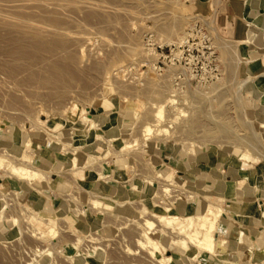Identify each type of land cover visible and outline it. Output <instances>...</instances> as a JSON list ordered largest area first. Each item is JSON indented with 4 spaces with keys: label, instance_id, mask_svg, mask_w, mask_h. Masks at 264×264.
Wrapping results in <instances>:
<instances>
[{
    "label": "rangeland",
    "instance_id": "374dc122",
    "mask_svg": "<svg viewBox=\"0 0 264 264\" xmlns=\"http://www.w3.org/2000/svg\"><path fill=\"white\" fill-rule=\"evenodd\" d=\"M4 1L1 0L2 3L0 2V14L2 18L3 15H8L6 16L7 18H3V20L0 18L2 21L9 22L22 19L23 21H29L25 23H30V21H33L35 18V20L31 22L32 24L40 22V26H44L45 24V26H47V24L49 25L52 21L57 20L59 26L62 25L64 29L67 28L68 33H71V35L68 36L70 40L66 37V40H68L66 41L65 49H67L60 51V55L66 54L64 56H67V54L70 53V55L73 56L75 54L73 53L74 50L77 52V54L73 56L75 58V64L71 65L70 69L74 71L76 76H79L77 74L80 73V77H76L77 81L73 80V82H67L68 85L64 83L63 85L66 84L65 86H62L61 83L58 82L54 85L53 83H46L43 80L42 82L34 81L32 78L30 80L28 77H32L30 75L31 71L32 73L33 71L40 73L38 71L43 66V71H48L47 69L49 67L47 66L48 64H46L48 61L41 60L40 62H37L39 63L37 64V67L35 64H33L34 67L33 65L27 67L26 63V66L20 62L14 63L15 61L11 60V56L9 57L6 52H3V50L0 49V153L2 152L0 156L3 154V148L1 146L7 145L11 142L9 139L14 128L21 131L22 139L31 140V147L33 150L38 152V147L47 148L55 153L56 161L61 163V167L58 169L60 172L52 171L53 173H50L47 179L50 183L49 187L46 182L37 181L38 184L35 190L32 189L26 181L18 179L14 173L0 169V264H30L31 259L34 257V253L38 250H46L48 251L47 254H49L48 257L43 256V261L41 260L42 264H69V262H67L68 256L67 254H64L65 249H63V246L61 245V241L62 239H65L70 241V244H73L75 239H77L78 234L75 233L73 235L70 231H61L60 228H63L62 225H66V222L72 223L75 228L85 236L92 231L98 230L99 227H102L101 225L103 223H110L113 226V229L108 232L106 231V233L96 232L102 240L105 237L102 243L99 242L102 240H99L96 241L95 244L93 243V245L88 241V238L86 239L85 237L80 245V248L85 249L88 246H95L98 242L101 243V245L98 244L104 249V255L102 252V255L104 256L102 257L103 261L105 260L104 264H114V262L115 264H144L145 261V264L150 263V260L145 255V250H142L143 252L139 251L140 253L137 251L138 254L126 252V249L129 251L128 248L133 249L138 246L136 245L135 240L138 232L136 230V227L138 226L137 221H141V219H139L140 216L137 214L131 216L128 212H125L113 202H111L113 207L109 210L93 208L88 200L92 192L107 195L114 200H121L123 197L125 199H130L135 205L143 202L150 210H155L156 212L152 200L150 199L155 191H147L145 188V185H147L145 181L141 184L138 183L140 185L138 193H135L133 190L130 193L126 192L129 187L133 184H137V182L142 179L140 175H138L139 173H149L147 165L145 163L144 165H141L143 154H147L148 158L153 159V165L156 170L167 172L165 174H169L173 171V178L178 183H185V189L187 192L191 191L204 194L205 197L203 198H208V196H213L216 193V187L210 185L212 180H222L221 182L228 181V184H230L244 178L243 174H234L235 171L240 170V167H242L235 162L238 158L237 153L243 149V145L245 144L243 140L247 137L246 134L251 132L250 129L256 131L257 127L255 123L250 121L254 115L259 119L263 117L260 103L261 99H264V88L260 89V92L263 90L261 96H259L260 92L258 90V86L264 85V61L261 62L255 70H249V61L253 57L251 54L255 53V55H257L256 53H258L261 55L264 53V47L259 49L254 45L243 46L239 43L247 34L248 20L242 18V8L245 3L248 4L249 0H82L83 3L81 0H79L80 2L72 0L74 3L77 1L75 4L79 3V5L74 6V3H71L72 1L70 2V5L73 4L71 5L73 6V10H71V6L69 5V7L67 4L69 1L67 3L65 2L66 0H62L63 2L58 0L60 3H66V6L68 7L66 9L64 8L66 6L64 5L63 7V4H61L63 8H58L60 3L58 2L59 5L58 3L56 5L55 2H57V0H35L36 2H39L38 4H40L41 1H45L42 2L43 4H40L42 8L34 4V0H6L8 2L7 6V2ZM25 1H28L29 3L27 4ZM46 2L50 5L49 7L46 5ZM89 2H94L96 6H92L91 9L92 4H89ZM99 2L101 3L96 4ZM11 3L13 4L11 5ZM84 3L87 4L85 5ZM102 4L105 9L101 6ZM51 5H56V7ZM20 6L25 9H22ZM77 6H82L83 8L80 7L82 10ZM85 6L87 9L84 8ZM97 7H99V9H96ZM93 8L95 9L93 10ZM83 9H85L87 13ZM90 10H93L94 13ZM107 11H109V14ZM116 11L120 14L116 13ZM88 12H92L93 17L96 19H93L91 14V20L93 19V21L90 22V17L89 19H86L85 17H88ZM26 14H31V16L28 17ZM111 14L113 16H111ZM96 15L99 16V18L96 17ZM137 15L138 17H136ZM65 16L66 19H64ZM70 16L72 18H70ZM176 16L178 19H182L180 23H177V26H175L176 24L171 23V21H176V18H174ZM84 18L88 24H85V20L82 21ZM68 19H72V22L74 21L73 27L72 25L70 26L72 22H69ZM79 21L82 22L80 23ZM43 22H45V24ZM63 22H65V24ZM159 22L163 24H160ZM77 24L79 27L76 26ZM165 24L177 27H171L173 30L176 29L175 31L172 30V33L176 34L177 37L174 34H172V36L166 33L163 34V28L160 29L159 27ZM36 25L39 26V24ZM25 29L27 30L28 28H19V30L23 32ZM85 29L86 31H84ZM75 30L77 31L74 32ZM28 31L27 32L30 33V30ZM43 35L47 36L46 34ZM86 35L91 36L87 38L88 36ZM82 36H84V40L80 39ZM178 37H183L184 40L182 39V41L178 43ZM131 38L135 41H140H138L140 45L138 44L137 46L140 47L138 48L140 50L137 51V48H132L131 43L133 39L131 40ZM1 40L5 39L3 38ZM87 40L90 41V43ZM5 45L6 41L0 42L2 48ZM95 47L98 48L96 49ZM126 48H129V52H127L129 56H126ZM123 51L126 53L125 55ZM134 52H136V54ZM47 55L48 54L45 56L46 59L48 57ZM114 55H116L115 58ZM8 58H10V60ZM23 65L24 68H22ZM97 68L102 69V71ZM94 71H97L98 73H95ZM105 78H108L110 81H108V84H111V86H108L109 88L111 87L112 94L100 96L101 84ZM152 78L154 80H152ZM91 80H95L93 81L95 84L89 83L92 82ZM243 80L248 81L244 85H241ZM87 81H89L88 86L83 83ZM144 82L147 83V86ZM154 84H162L163 87L167 86L176 90L177 94H175L178 96L176 97L178 102L177 105L181 103L180 106L184 110V114L179 113L181 115H178L181 119L188 118L194 109L198 110L201 106H203V108L206 107L204 108L206 109L204 110L206 115L201 117L203 118V121L199 130L194 134L195 136L179 134L178 137H184L181 139L184 140V143L185 141L187 142L185 144H188L189 141V144H192L196 153L191 155L184 152L180 144L175 143L171 136L168 138L169 135L163 136L160 133L159 135L161 138L159 139L158 137V140H155L154 138L149 140L148 145L140 146L137 149H135L136 147H132L133 149L125 150L123 151L124 153L121 152L118 156L111 154V156H107L104 160L100 158L98 164H101L107 172L113 173L109 179H98L92 170L90 171L86 169L76 170L71 174L67 170L70 168L68 162L72 154L71 149H74V147H80L79 149H76V153L82 160L85 157L86 152L94 153L96 150H99L97 153L102 154L107 147L106 144H98L92 139H79V132L82 131L83 128L78 120V111L80 112V109L83 108L88 111L90 115H107L108 119L100 126L101 129L98 130V132L102 133L103 130L107 129L109 133V126L113 124L119 125L122 121L120 111H118L120 110L118 105L121 106V103L124 105L123 101L126 103L127 100H131L133 102L132 109H135L134 107L136 106L137 111L142 110V112H145L149 109L148 103L155 102L152 100H156L157 97L149 96V91L147 92L146 90ZM98 85H100V87ZM55 86L56 88H54ZM96 86L98 88H96ZM131 87L134 89L132 90ZM127 88L131 91H127ZM78 90L79 92H77ZM134 90H136V92ZM141 90L146 91L147 93H144ZM194 91L195 94L193 93ZM221 93L222 95L225 93L223 97L219 96ZM198 96L200 99L204 100L203 104L201 103L197 105V99H199ZM148 97L152 98L149 99V102L147 101ZM98 100H101L104 104L102 103L101 106L97 107V104H101ZM220 100L226 104L224 105V110H226L228 106V109L225 112L224 110H221L220 112V109L215 105V103ZM72 101L74 103L73 109H68L67 111L66 108L69 107V103ZM209 101H212L213 103L211 107L207 105L209 104ZM65 104L69 105L65 106ZM33 108H35L33 110L34 113L32 112ZM62 108L65 110L63 111ZM167 108L168 107H166L165 110H167ZM65 111L67 112L63 113ZM140 113L141 111L139 112V116ZM240 118L242 119L240 120ZM58 122L62 123L61 129L52 132L51 127ZM134 122L135 125H139V120L138 122L133 120V123ZM170 123L171 124L165 123L164 128H167L166 124H169V128L167 129L171 133L176 130L175 124L177 123H174V125L172 122ZM217 126L222 127V129L212 133L207 131V128ZM223 129L226 130L224 131ZM69 132H71V134ZM134 133L138 135V137L141 136L139 131H135ZM226 134L230 137H227ZM231 136L235 137L233 138ZM51 138H58L62 142L66 144L68 143L66 152L61 151L58 145H55L49 140ZM186 138L190 139L187 141ZM232 138L237 142L233 141ZM192 141L195 143H192ZM200 141H203L204 143L201 142L199 145ZM109 148L113 149L117 147L110 146ZM139 148L141 150L144 149V151H142L144 153L140 152V158L138 156ZM140 149L139 151H141ZM125 153L127 154L125 155ZM129 153L130 155H128ZM136 154L137 156H135ZM136 157H138V159ZM139 159L140 162H138ZM142 161L145 162V159ZM248 165V170L255 178L264 177V158L257 163L249 162ZM55 166L57 165L55 164L52 168L55 169ZM47 168L51 169L50 167ZM240 171L241 173H244L245 171L247 172V170ZM250 181L245 180L246 183L251 185ZM201 188L205 189V191L200 190ZM159 192L161 193L160 201L163 200L164 205L165 203L172 205L169 212L174 214H188L189 212L194 211L192 207L196 208L198 202L203 201V198L200 195H197L196 197L194 196L195 198L193 197V199L185 201L186 204L188 203L184 207L185 209H180L182 201L177 199L176 196L174 197V195L178 193L177 191H166L168 193L166 194L165 192V195H163L164 193L162 194L161 191ZM73 196H79V199L77 197L76 199H73ZM227 197L228 195H226L224 200L229 201L231 197ZM248 200L246 206L252 204L253 199H250L249 197ZM253 201L256 203L260 202L261 207L259 209L264 212V197H254ZM234 205L236 206L234 209H237L243 207L244 203H235ZM85 206L89 207L88 211L90 209L89 213L92 215L90 219H87L86 216L81 213V210ZM225 208L231 218L221 220L219 226L220 230L223 231L228 228L229 231L226 237L229 244L233 240H237L236 238L239 233L241 236L245 234L252 244L250 253L254 256L251 258V262H256L259 256L264 255V244L263 242H260L263 234L262 232H259L261 229H264V227L258 228L261 223H257V221H259L257 213H254V216L252 214L253 217H248L251 218L250 220L247 218L244 220L233 210H230L229 207ZM5 218L6 220L11 218L15 220L13 225L9 226L8 229L6 227ZM46 218H60L53 221L54 227L58 228V231L52 236H46L45 239H38L31 229L35 227L45 231L47 226L44 223H41L40 219ZM129 218L132 220H137L138 218L139 220L136 222H130L128 221ZM151 218L155 221V224H157V218ZM157 227L159 228V226ZM151 231L153 232L154 230ZM92 235L94 236V234ZM99 237L97 238L96 236L97 240L100 239ZM58 241L60 242L58 243ZM125 247L126 249H124ZM166 252L173 256L176 254L179 255V250L175 246L167 247L165 249V253ZM136 255L139 256L137 257ZM246 255L247 252L240 256V262H245L247 260ZM211 258V256L203 254L190 264H208L212 260L220 263L217 259ZM65 259L67 261H65ZM136 259L137 261L139 260V262H137ZM262 264H264V262Z\"/></svg>",
    "mask_w": 264,
    "mask_h": 264
},
{
    "label": "bare ground",
    "instance_id": "6f19581e",
    "mask_svg": "<svg viewBox=\"0 0 264 264\" xmlns=\"http://www.w3.org/2000/svg\"><path fill=\"white\" fill-rule=\"evenodd\" d=\"M2 1H4V0H2ZM21 1H23V0H21ZM30 1H32V0H30ZM47 1H50V0H47ZM59 1L63 2L62 0H59ZM59 1L57 0V2H55V1L54 2L57 5V3ZM71 1L72 0H66L65 2L66 3L68 2L67 4L69 6ZM77 1H79V0H77ZM77 1L75 3H77ZM260 1L262 3L264 0H260ZM0 2H1V0H0ZM25 2H27V4L29 3L28 1H25ZM42 2H45V1H41L40 4H43ZM13 3H11V5ZM33 3L38 5V7L42 8V6L40 4H38L39 3L38 1L36 2L34 0ZM49 3H51V2H49ZM59 3H58V5H59ZM66 3L65 4L60 3L58 8L62 7L61 4H63V7H64V5L66 6ZM71 3H74V2L72 1ZM75 3H74V6L75 5H79V3L78 4H75ZM82 3H83V1H82ZM100 3L101 2L96 3V4H100ZM30 4H32V3H30ZM84 4L86 5L87 3H84ZM89 4H92L91 5V9H92V6H96L94 4V2H91V3L89 2ZM7 5H8V2L6 4V6ZM46 5H48L47 2H46ZM56 5H54V6L56 7ZM71 5H73V4H71ZM44 6H45V3H44ZM49 6L50 5H48V7ZM51 6H53V5H51ZM101 6H103V8L105 9L103 4ZM3 7H5V6H3ZM20 7H22V6H20ZM72 7L73 6H71L70 9ZM80 7L83 8L82 6H80ZM80 7H78V8H80ZM13 8L15 9L14 6H13ZM23 8L24 7H22V9ZM64 8L66 9L68 7L66 6ZM84 8L87 9L86 6ZM103 8H102V10H103ZM0 9H1V7H0ZM94 9L95 8H93V10ZM96 9H99V7H97ZM71 10H73V8ZM83 10L85 11V9H83ZM93 10H90V11H92L94 13ZM109 11H107V13ZM85 12L87 13V11H85ZM92 12L91 13L88 12L89 13L88 17H85L86 19H89V17H90V22L93 21V19L95 18V17H93V13ZM23 13H25V12H23ZM81 13H83V12H81ZM96 13H97V11H96ZM116 13H118V11H116ZM126 13H128V12H126ZM27 14H26V16H28V17L31 16V14L30 15H27ZM90 14L93 17L92 20H91L92 17L90 16ZM118 14H120V13H118ZM7 15H5V16L3 15V18H7L6 17ZM84 15H87V14H84ZM98 15L100 16V14H98ZM12 16H11V18H12ZM26 16H23V17H26ZM67 16H68V13H67ZM99 16L96 15V17H98V18H99ZM111 16H113V15L111 14ZM82 17H84V16H82ZM136 17H138V15ZM0 18H2L1 14H0ZM3 18H2V20H3ZM70 18H72V17L70 16ZM85 18L82 21H84ZM164 18H165V16H164ZM174 18H176V21L174 19H171V20H174V21H171V23L172 24H176L175 26H177V23H180L182 19L181 20L178 19L177 16L174 17ZM64 19H66V16H65ZM262 19L263 18L261 16V14L258 13L257 17L249 20L248 26H247L246 37L243 40H241V42H239L241 45H243V46L254 45V46L259 47V48L264 47V32H263L264 31V28H263L264 25L262 23L263 22ZM2 20L0 19V42L6 41V45L3 48L0 46L1 47L0 49H2L3 52H6L9 55V57L11 56V58H12L11 60L15 61L14 63L20 62V63L24 64L25 66L27 64V67H30L31 65L35 64V66L37 67V64H39L37 62H40L41 60H47L48 61V63L46 62V64H48L47 66L49 67V68L47 67L48 68L47 72L43 71V69H44L43 67L44 66L43 67L40 66L41 65V63H40L39 66L42 67L43 69L42 68H41L42 70L39 69L40 67L36 68V69H39V71L38 70L37 71L40 72V73H36L35 71H33V73H32V71H31L32 74L30 73V75L32 77H28V79L31 80V78H32V80L37 81V82H42V80H43L46 83H53L54 85H55V83L57 84V82H58V83H61L62 86H65L67 84V82H71V81L73 82V80L77 81L76 77H80V73L77 74L79 76H76L74 71H72L70 69V66L75 64V58L73 56L75 54H77V52H75V50H74L73 53H75V54L73 56L70 55V53L67 54V56H64L66 54L60 55V51H64V50L67 49V48L65 49L66 41L69 39L68 36L71 35L70 32L68 33V29L67 28L64 29L61 24H60L61 26H59L57 20L56 21H52L51 23L49 22L50 24L49 25L47 24V26H45L46 25L45 22H43L45 25L43 23H41L44 26H40V22L36 23V24H39V26L36 25L35 23L32 24L31 22H33L35 20V18L33 19V21H30V23H25V22H29V21H23L22 19L21 20L17 19V20L9 21V22L2 21ZM28 20H29V18H28ZM71 20H69V22ZM98 20H100V19H98ZM82 21H79V22L81 23ZM65 22H63V23L65 24ZM88 22H89V20H88ZM159 23L163 24L161 22H159ZM85 24H88L87 21H86ZM71 25H72V27L74 26V21L70 24V26ZM79 25H81V24H79ZM76 26H78V24ZM91 26H92V24H91ZM175 26H169V25L165 24V25H161L159 28L160 29L163 28V30H164L163 34L166 33V34H168V35L170 34L172 36V34H174V33H172L173 29H171V27H175ZM21 27L22 28L26 27L28 29L27 30L25 29L26 32L25 31L23 32V31L19 30V28H21ZM175 28H177V27H175ZM93 29H95V28H93ZM160 29H159V32H160ZM28 30H30V33H28L29 32ZM175 30H173V31H175ZM248 30H250V31H248ZM70 31H71V29H70ZM76 31L77 30H75L74 32H76ZM84 31H86V29ZM78 33H79V31H78ZM43 34H46L47 36H45ZM72 34H74V33H72ZM91 35H86V36H88L87 38H89V36H91ZM99 35H101V34H99ZM174 35L176 36V34H174ZM76 36H77V34H76ZM86 36H85V38H86ZM93 36H94V34H93ZM66 37L68 38L67 40H66ZM74 37H75V35H74ZM83 37L84 36H82V38H80V37L79 38L83 39ZM3 38L5 40H1ZM165 38H166V36H165ZM132 39L133 38H131V40ZM182 39L184 40L183 37H178V39H177L178 43H180L182 41ZM71 40H72V38H71ZM76 40H77V38H76ZM138 41H135L133 39V41L131 43L132 44L131 45L132 48L133 49L137 48V51L140 50V49H138L140 47H137L139 42H140V41L139 42ZM69 42H71V41H69ZM69 42H67V43H69ZM88 42L90 43V41H88ZM92 43H93V41H92ZM67 46H68V44H67ZM76 49H78V48H76ZM126 49L127 50L124 49L125 52L126 53L129 52L128 51L129 48H126ZM133 49H131V50H133ZM143 49H141V50H143ZM68 51H67V53H68ZM134 51H136V50H134ZM125 52L123 51L124 55L126 54ZM134 53L136 54V52H134ZM1 54H2V52H1ZM46 54H48L47 55L48 56L47 59L45 58ZM117 55H119V54H117ZM126 56H129V54L127 53ZM115 57H116V55H114V58ZM8 59L10 60V58H8ZM117 59H118V57H117ZM128 61H129V59H128ZM119 63H121V62H119ZM115 64H116V62H115ZM24 65H23L22 68H24ZM33 67H34V65H33ZM97 69L102 71V69H99V68H97ZM94 72H92V73H94ZM122 72H123V69H122ZM30 75H28V76H30ZM95 75H97V74H95ZM101 77H103V76H101ZM105 77H106V74H105ZM156 77H158V76H156ZM144 78H145V76H144ZM107 79L105 78L103 81L101 80L103 83L101 81H99V82L102 83L101 84V91L99 90L100 93H101L100 96H102V95L105 96L106 94H108V95L112 94V89H111V87L109 88V86H108V85L111 86V84H108L110 81H109V79L108 80ZM152 80H154V79L152 78ZM93 81H95V80H93ZM93 81L92 82L87 81V82H83V83H85L88 86V82L95 84ZM247 81L248 80H243L241 85L242 84L244 85ZM124 82H125V80H124ZM151 82H153V81H151ZM64 83H66V84L63 85ZM144 83H145V85L147 84L146 82H144ZM56 86L54 88H56ZM98 86L100 87V85H98ZM151 86L152 87L148 88V90H146V91L147 92L149 91V96L151 95L153 97H157V99L156 100L155 99L152 100V101H155V102L148 103L149 109L147 111H145V112H142V110H138L137 111L136 106L134 107L135 109H132L133 102L131 100H127L126 99L127 100L126 103L123 101L124 105H122V103L120 104L121 106L118 105V107L120 108V110H118V111H120V115L122 117V121H121V123L119 125L118 124L117 125L113 124V125L109 126L108 127L110 129L109 133H108L107 129L103 130L102 133L98 132V130L101 129L100 126L108 119L107 115L106 116H104L102 114L101 115H90L88 113V111H86L83 108L80 109V112L78 111V113H79V119L78 120L81 123V127L83 128L82 131L79 132V139H92L93 141L95 140V142H97L98 144H103V143L106 144L107 147L104 149L102 154H98L97 153L99 150L98 151L96 150L94 153L93 152L92 153H90V152L87 153L86 152L85 153V157L82 160L79 158L78 154L76 153V149H79L80 147H74V149H71L72 154H71V158L69 159V162H68L69 163L68 166L70 168L67 169L71 174H72L73 171L86 169V170H90V171L92 170V172H94L95 176L98 179H109V178H111L113 173L112 172H110V173L107 172L101 166V164H98L99 163L98 160H100V158H102V160H104V159H106L107 156H109V155L111 156V154L118 156V155H120L121 152H123L125 150L133 149L134 147H136L135 149H137L140 146L142 147V146L148 145V141L149 140H151L153 138L156 140L158 137L160 139L161 138L160 135H159L160 133L163 136L164 135H169L168 138L171 136L175 143L180 144V146H181V148H182V150L184 152H187V153H189L191 155H194L196 153V151L194 150L192 144H189L188 139H190V138H188V139L186 138L187 141H188V144H185L187 142L185 141V143H184V140H182L184 137L183 138L181 137L182 139L178 138V137H179V134H181V135L182 134H186V135L195 136L194 134H196V132L199 130V127H200V125L202 124V121H203L202 120L203 118H201V117L206 115V112L204 111V110H206V109H204L206 107L203 108V106H201L200 109H198V110L194 109L192 111V113L190 114V116L188 115L189 116L188 118L181 119V118H179L180 116H178V115L184 114L183 113L184 110L180 106L181 103L177 105L178 102L176 100V97H178V96L176 95L177 94L176 90L173 89V88H169L167 86L163 87L162 84H154V85H151ZM96 88H98V87L96 86ZM13 89H16V88H13ZM128 89L129 88H127V91L130 92L131 90L130 89L128 90ZM131 89L133 90L134 88L131 87ZM79 90L77 92H79ZM123 90H125V89H123ZM80 91H82V90H80ZM134 91L136 92V90H134ZM146 91H142V92L147 93ZM262 91L260 92L259 96L262 95L261 94ZM239 92H240V90H239ZM126 93H128V92H126ZM193 93L195 94V91ZM224 94L225 93H223V95ZM223 95L221 93L219 96L223 97ZM72 97H74V96H72ZM200 97H202V96H200ZM200 97H199V99H197L198 100L197 101V105H199L201 103L202 104L204 103L203 102L204 100L200 99ZM149 99H152V98L148 97V100H147L148 102H149ZM98 101L101 104H99V105L97 104V107L101 106L102 103L104 104V102H102L101 100H98ZM119 103H120V100H119ZM69 104H67V105L65 104V106L69 105V107L66 108L67 111H68V109L69 110L73 109V104H74L73 101L70 102ZM143 104H144V102H143ZM207 105L211 107L213 105L212 101H209V104H207ZM215 105H216V107H218L220 109V112H221V110H224V105H226V104H224L220 100L217 103H215ZM260 105H261L260 109L263 112V117L261 119L257 118L256 115H254L252 117V120L250 122L255 123L257 129L255 131L254 129H250L249 128L251 130V132L250 133L248 132L249 133V134L247 133L248 135L246 134L247 137L243 140L245 142V144L243 145V149L240 150L237 153V157L238 158L235 161V162H237L238 165L242 166V167H240L241 168L240 170H243V171L247 170V172L245 171L244 173H241V171L237 169L238 171H235V172L233 171L234 174L235 175L236 174L239 175V173L243 174L244 178H241V180H239V181H237L235 183H230V184H228V181L227 182H225V181L221 182L222 180L221 181L212 180L211 183L209 182L210 185L216 187L215 188L216 193L213 196H208V198H203V197H205L204 194L194 193V192H191L189 190H188L189 192H187V190L185 189V183H182V182L178 183V182L175 181V179L173 178L174 177V172L173 171H171L169 174H165L167 172H162L161 170H156L154 168V165H153L154 164L153 159L148 158L147 154H143L142 155L141 162L143 164L141 163V165H144V163H145L147 165L148 169H149V173L147 174V173H144V172L141 171L142 173H144V174H142V173L138 172L139 173L138 175H140V177L142 179L140 178L141 180H139V182H137V184H135V185L133 184L131 187H129L128 191L130 193L133 190V191H135V193H138L139 192L138 188L140 187L139 184H141V183H143L145 181L146 184H147V185H145L146 190L150 191V192H151V190L155 191V193L152 192L154 195H152V197H150V199L152 200V204H153V207H155L156 212H155V210H153L154 212L152 210H150L147 207V205L145 203H143V202L138 203V205H135V204H133L130 201V199H125L123 197H122L121 200H114V199H112L109 196L104 195V194H98V193L89 192V193H91V195H90V198H89L88 201L90 202L89 204L93 208H100V209H103V210H109V209H112L113 206L111 205V202H113L119 208H122L125 212H128L131 216H135L136 214L140 216L139 219H141V221H139V222L137 221V220H139L138 218H137V220H135V219L132 220L130 218L128 219V221H130V222H132V221L136 222L137 221V223H138L137 227H139V228L136 227V230L138 231L137 235H136V240L134 239L136 241L135 242L136 245H138V246H136V245L135 246L138 249H136V248H133V249L132 248L131 249L128 248L129 251H127V249L125 247L124 249H126V252H129V253H132V254H136V253L138 254L139 251L145 250V252H146L145 255L150 260V263H147V264H187V263L190 264V263H192V261H194L195 259L197 260L199 258V256L203 255V254H207L208 256H211L212 258H215V259H217L220 262V263H218V262H215L214 260H212L208 264H262L264 262V255L258 257L256 262H251V258L253 257V254L250 253L252 244H251V242H248L247 240L244 241V238L242 239V236H240V239L242 240V241L240 240V242L243 245V246L241 245V250L244 251V252H247V255H246L247 256V260L245 262H240L239 258H240L241 255L237 251L234 250V248L231 246V243L229 244V241L227 240V237H226L227 236V231L224 232V231L220 230V228H219L221 220L226 219V218L227 219L231 218V216H229L228 213L226 212V208L225 207H229L230 210H233L235 213H237V215L240 218H245V220L248 217H253L254 213L255 214L257 213L258 218H259V221H257V223H261V225L258 228L264 227V212L259 209L261 207V203L260 202L256 203V202L253 201L254 197H257V196H263L264 197V177L255 178L254 175L252 173H250V171L248 170L249 169V165H248L249 162L257 163L258 161H260L261 159L264 158V99L263 100L261 99ZM166 107H168L167 110H165ZM31 108H32V106H31ZM34 109L35 108L32 109V112H33ZM227 109H228V106H227ZM62 110L64 111L65 109L62 108ZM226 110H224V112ZM67 111H65L63 113H66ZM140 111H141V113H140V116H139V112ZM32 112H30V113H32ZM38 113H39V111H38ZM179 113H181V114H179ZM237 115H235V116H237ZM241 116H243V115H241ZM241 119L242 118H240V120ZM133 120H136L137 122L139 120V122H138L139 125L138 124L135 125V122L133 123ZM238 120H239V118H238ZM164 122L165 123H169V124H171L170 122H172L173 125H174V123H177V124H175L176 125L175 126L176 130L174 132L170 133L169 130L167 129V128H169L168 127L169 124L168 125L166 124L167 128L166 127L164 128V125H165ZM247 126H248V124H247ZM30 127H31V125H30ZM61 127H62V123L58 122L54 126L51 127V131L52 132H56L59 129H61ZM170 129H171V127H170ZM219 129H222V127H218L217 126V127L207 128V131L209 133H212V132H215V131H217ZM226 129H228V128H226ZM226 129H223V130L225 131ZM135 131L136 132L139 131V134L141 136L138 137V135H136L134 133ZM166 131H167V133H166ZM69 133L71 134V132H69ZM10 136L11 137H10L9 140L11 142L9 144H7V145L1 146L3 148V150L1 149L3 151V154L0 156V169L5 170L6 172L14 173L18 179L26 181L28 183V185L34 190H35V188H37L38 182H46L48 187H49L50 183L48 182L47 179H48L50 173H53L52 171L60 172L58 169L61 167L60 166L61 163L56 161L55 153H53L52 151H50L47 148H41V147H38V149H39L38 152L36 150H33V148L31 147V140L22 139L21 131L18 130V129H14L13 128L12 134ZM226 136L230 137L227 134H226ZM231 137H233V136H231ZM166 138H167V136H166ZM233 138H232V140L236 141ZM49 140H51L55 145H58L60 147L61 151L66 152V150L68 148L67 147L68 143L66 144V143L62 142L61 140H59L58 138H56V139H52L51 138ZM201 142L204 143L203 141H200L199 145H200ZM192 143H195V142L192 141ZM110 146H114V147L116 146L117 148H113L114 149L113 150V149L109 148ZM139 149H138V153H139L138 156L140 158V156H141L140 154L144 153V152H142V151H144V149L143 150L140 149L141 151H139ZM127 153H125V155ZM135 153H136V151H135ZM128 155H130V153ZM135 156H137V154ZM136 158L138 159V157H136ZM143 159H145V162L142 161ZM108 160H110V159H108ZM138 162H140V159L138 160ZM55 164L57 166H55L56 168L54 169L52 167H54ZM47 167H50L51 169H49ZM46 168H47V170H46ZM126 169H127V167H126ZM128 170H130V169H128ZM245 180L246 181L247 180H249V181L251 180L250 181L251 185L246 183ZM180 189H181V191H180ZM170 190H174V191L178 192L177 194L174 195V197L176 196L177 199L182 201V203L180 205V209H185L184 207L188 204V203L186 204L185 201H187L188 199H193L194 196L196 197L197 195H200L203 198L202 199L203 201L198 202L196 208L192 207L194 209V211H191L188 214L185 213V215H180V214L170 213L169 211L171 210V206L172 205H169V204H166V203L164 205L163 204L164 203L163 200L160 201V199H161L160 198V196H161L160 194L161 193L159 192V191H161L162 194L164 193L163 195H165V192L166 191L170 192ZM200 190L205 191V189H202V188ZM167 193L168 192H166V194ZM226 195H228V197L229 196L231 197V199L229 201L224 200ZM76 197L79 199V196H73L72 198L76 199ZM249 197H250V199L251 198L253 199L252 200V204H250L249 206H246V202L249 201L248 200ZM255 200H256V198H255ZM190 203H193V202H190ZM235 203H244V206L241 207V208L234 209V207H236L234 205ZM86 204H87V202H86ZM88 208L89 207H86V206L83 207V209L81 210V213H83V215H85L87 219H90L92 217V215L89 213L90 209L88 211ZM97 212H98V210H97ZM252 214H253V216H252ZM151 217H155V219L157 218V220H156L157 224H155V221ZM56 219L58 220L60 218L40 219L41 220L40 222L44 223L47 226V229L45 231L44 230H40V229L35 228V227H33L31 230L34 232V235L38 239H45V237L48 236V235L52 236L55 233H57V231H58V228L54 227V224H53V221H55ZM5 222H6V227L8 229L9 226L13 225L15 220L12 219V218L6 220V218H5ZM124 223H126V222H124ZM137 223H136V225H137ZM132 224H134V223H132ZM125 225H127V224H125ZM101 226L102 227H99L98 230H95V231H92V232L90 231L91 233L88 234L87 236H85V235H82L81 232H79L78 229H76L75 226L72 223L66 222V225H62L63 228H60L61 231H63V232H65V231L69 232L70 231L73 235L75 233L78 234L77 239H75V242L73 244H70V241L65 240V239L64 240L62 239V241H61L62 242L61 245L63 246V249H65L64 254H67V256H68L67 257L68 261L66 259H65V261L69 262V264H104L105 260L103 261V258H102V257H104L103 256L104 255V251H103L104 249H102V247L99 246V244L101 245V243L104 241L105 237L102 240L101 237H99L96 234V232L97 233H106V231L108 232L111 229H113V226L110 223H106V224L103 223ZM157 226H159V228ZM131 229H132V227H131ZM151 230H154V231L152 232ZM149 231H151L152 233L149 232ZM122 232H123V230H122ZM259 232H262V234H263L262 238L260 237L261 238L260 242L261 243L263 242V244H264V229H261ZM92 234H94L95 237ZM96 236H97V238L99 237L100 239L97 240ZM85 237H86V239L88 238V241L91 242L92 244L93 243L95 244L96 241H99V240H102V241H99L101 243L98 242L99 243V244L97 243L98 245L96 244L95 246H91V247L88 246L87 248L82 249V248H80V245L83 242V239ZM59 242L60 241H58V243ZM235 242H238V241H235ZM245 242L247 243V245H246ZM169 246L177 247V249L179 250V255L176 254V255L173 256V255L168 254L167 252L165 253V249L167 247H169ZM63 249H61V250H63ZM123 251H125V250H123ZM0 252H1V250H0ZM102 252H103V255H102ZM47 253H48V251H46V250L45 251L38 250L37 252L34 253V257L31 259V263L30 264H42L43 256L44 257H46V256L48 257V255H49ZM126 255H125V257H126ZM136 256L138 257L139 255H136ZM139 260H140V258H139ZM139 260L137 261V259H136L137 262H139ZM258 261H260V262H258ZM145 262H144V264H145ZM49 264H51V263H49ZM110 264H112V263H110ZM114 264H115V262H114ZM138 264H143V263H138Z\"/></svg>",
    "mask_w": 264,
    "mask_h": 264
},
{
    "label": "crops",
    "instance_id": "0c3cea01",
    "mask_svg": "<svg viewBox=\"0 0 264 264\" xmlns=\"http://www.w3.org/2000/svg\"><path fill=\"white\" fill-rule=\"evenodd\" d=\"M238 1H244V0H238ZM242 18L243 19H247L248 22L249 20L255 18L258 16V13L261 14L262 16V20H263V25H264V1L261 3L260 0H249L248 4L245 3L243 8H242ZM257 12V13H256ZM247 14V15H246ZM249 17V18H248ZM262 25V24H261ZM264 28V27H263ZM264 32V31H263ZM259 48V47H258ZM263 48V47H262ZM262 48H259V49H262ZM257 55L254 54H251L253 57L252 59L249 61L250 62V65H249V70L250 71H253L255 70L260 64L261 62L264 61V53H262L261 55L256 53ZM256 73V72H254ZM261 75V74H260ZM264 84V83H263ZM259 85V84H258ZM261 85V84H260ZM258 90L260 92V89L264 88V85L263 86H258ZM256 174V173H255ZM127 193H129L128 189L126 190ZM237 216V215H235ZM238 217V216H237ZM245 220V218H243ZM248 220H250L251 218H247ZM224 232L227 231L228 233V228L224 229L223 230ZM240 233L239 235L237 236V240H233L231 242V246L234 248L235 251H237L240 255H242L243 253H245L244 251L241 250V245L242 243L240 242ZM244 238V241L247 240L248 242H250V240L248 239V237L244 234L242 235V239ZM235 241H238V242H235ZM242 241V240H241ZM240 242V243H239ZM234 243V244H233ZM246 243V242H245ZM247 245V243H246ZM243 246V245H242ZM254 256V255H253ZM260 257V256H259Z\"/></svg>",
    "mask_w": 264,
    "mask_h": 264
}]
</instances>
